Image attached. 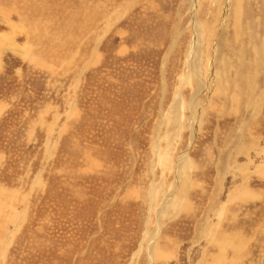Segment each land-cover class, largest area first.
<instances>
[{"label":"rangeland","instance_id":"374dc122","mask_svg":"<svg viewBox=\"0 0 264 264\" xmlns=\"http://www.w3.org/2000/svg\"><path fill=\"white\" fill-rule=\"evenodd\" d=\"M0 264H264V0H0Z\"/></svg>","mask_w":264,"mask_h":264},{"label":"bare ground","instance_id":"6f19581e","mask_svg":"<svg viewBox=\"0 0 264 264\" xmlns=\"http://www.w3.org/2000/svg\"><path fill=\"white\" fill-rule=\"evenodd\" d=\"M239 5H240V4H239ZM236 12H237V15H239V16L241 15L240 10L236 9V10H235V14H236ZM239 13H240V14H239ZM238 21H239V19H238ZM236 22H237V21H236ZM236 22H235V23H236ZM239 27H240V26H238V29H239ZM196 44H197V43H196ZM234 46H236V43H234ZM237 47H238V46H237ZM190 54H191V53H190ZM192 57H193V56H192ZM190 58H191V57H190ZM191 61H192V59H191ZM246 64H247V63H246Z\"/></svg>","mask_w":264,"mask_h":264}]
</instances>
